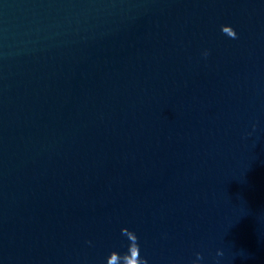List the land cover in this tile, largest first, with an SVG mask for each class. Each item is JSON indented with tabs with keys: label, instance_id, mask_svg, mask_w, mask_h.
<instances>
[{
	"label": "water",
	"instance_id": "1",
	"mask_svg": "<svg viewBox=\"0 0 264 264\" xmlns=\"http://www.w3.org/2000/svg\"><path fill=\"white\" fill-rule=\"evenodd\" d=\"M124 228L132 264H264V0H0V264Z\"/></svg>",
	"mask_w": 264,
	"mask_h": 264
},
{
	"label": "clouds",
	"instance_id": "2",
	"mask_svg": "<svg viewBox=\"0 0 264 264\" xmlns=\"http://www.w3.org/2000/svg\"><path fill=\"white\" fill-rule=\"evenodd\" d=\"M230 29V31H229ZM222 32L226 35H228L230 38H238L237 37V33L234 30V28H232L231 26H222ZM205 56L208 55V52L204 53ZM122 234L126 235L129 240L131 241L130 246H129V252L126 253L125 255L121 256L118 252L113 251L110 256L107 258V264H112V260L113 257H116V261L115 264H132V262L129 260L130 256H135L136 253L133 251V249H137L140 252V248H139V243H138V237L136 236V234L132 231H130L127 228L122 229ZM89 244H91V241L88 242ZM219 255H222L223 253H218ZM198 259L200 260L202 259L201 254H197ZM140 264H148V260L147 258H142L140 255L138 257Z\"/></svg>",
	"mask_w": 264,
	"mask_h": 264
}]
</instances>
